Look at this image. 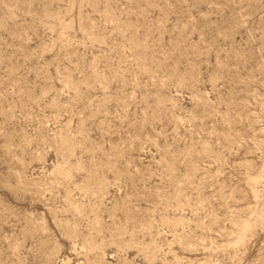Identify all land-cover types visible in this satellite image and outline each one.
Segmentation results:
<instances>
[{
    "label": "rangeland",
    "instance_id": "1",
    "mask_svg": "<svg viewBox=\"0 0 264 264\" xmlns=\"http://www.w3.org/2000/svg\"><path fill=\"white\" fill-rule=\"evenodd\" d=\"M0 264H264V0H0Z\"/></svg>",
    "mask_w": 264,
    "mask_h": 264
}]
</instances>
